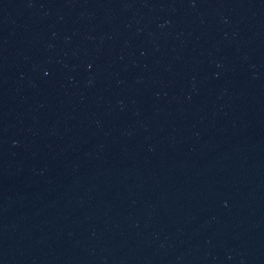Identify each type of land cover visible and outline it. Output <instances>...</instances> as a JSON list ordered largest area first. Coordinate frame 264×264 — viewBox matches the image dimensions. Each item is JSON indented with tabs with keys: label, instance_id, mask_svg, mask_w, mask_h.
Returning a JSON list of instances; mask_svg holds the SVG:
<instances>
[{
	"label": "water",
	"instance_id": "1",
	"mask_svg": "<svg viewBox=\"0 0 264 264\" xmlns=\"http://www.w3.org/2000/svg\"><path fill=\"white\" fill-rule=\"evenodd\" d=\"M0 264H264V0H0Z\"/></svg>",
	"mask_w": 264,
	"mask_h": 264
}]
</instances>
